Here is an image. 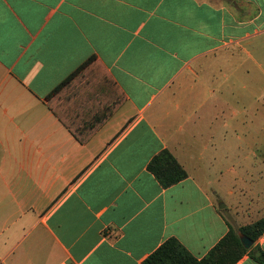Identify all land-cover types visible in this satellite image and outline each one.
I'll use <instances>...</instances> for the list:
<instances>
[{"label":"crops","instance_id":"1","mask_svg":"<svg viewBox=\"0 0 264 264\" xmlns=\"http://www.w3.org/2000/svg\"><path fill=\"white\" fill-rule=\"evenodd\" d=\"M263 145L264 0H0V264H143L168 238L201 258L264 215L214 190ZM245 249L264 264V233Z\"/></svg>","mask_w":264,"mask_h":264},{"label":"trees","instance_id":"2","mask_svg":"<svg viewBox=\"0 0 264 264\" xmlns=\"http://www.w3.org/2000/svg\"><path fill=\"white\" fill-rule=\"evenodd\" d=\"M88 61L61 81L53 89V95H61L62 89L70 84L88 64ZM148 170L163 187H168L187 176L184 168L167 150L161 151L151 159ZM263 233L264 215L236 229L230 226L227 233L201 258L192 255L177 239L168 238L143 261V264H235L246 252L240 235L255 241Z\"/></svg>","mask_w":264,"mask_h":264},{"label":"rangeland","instance_id":"3","mask_svg":"<svg viewBox=\"0 0 264 264\" xmlns=\"http://www.w3.org/2000/svg\"><path fill=\"white\" fill-rule=\"evenodd\" d=\"M264 149V145H263ZM258 158H247V163H253ZM264 160H262L261 166L257 163L256 170H252L250 174H232L240 177L239 181L235 184V188L232 193H228L229 186L223 189H214L218 191V198L222 204L229 203V207L232 208L235 205L245 207L248 203L251 204L249 208L240 209L244 214L242 219H239V224L253 221L264 214ZM262 170L261 174L259 173ZM249 204V205H250ZM232 210V209H231Z\"/></svg>","mask_w":264,"mask_h":264},{"label":"water","instance_id":"4","mask_svg":"<svg viewBox=\"0 0 264 264\" xmlns=\"http://www.w3.org/2000/svg\"><path fill=\"white\" fill-rule=\"evenodd\" d=\"M223 205V204H222ZM240 240H241V243L242 245L245 247V248H248L250 245L253 244V241L249 238H247L246 236L244 235H240Z\"/></svg>","mask_w":264,"mask_h":264}]
</instances>
